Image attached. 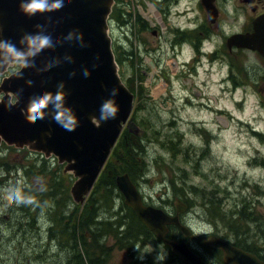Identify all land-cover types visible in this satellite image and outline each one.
Masks as SVG:
<instances>
[{"label": "rangeland", "instance_id": "374dc122", "mask_svg": "<svg viewBox=\"0 0 264 264\" xmlns=\"http://www.w3.org/2000/svg\"><path fill=\"white\" fill-rule=\"evenodd\" d=\"M245 57L238 70H243V75L239 76L237 85L224 80L226 74L222 76L224 71L220 73L218 65L212 69L208 65L200 67L196 76L185 82L172 80L168 92L161 80H133L129 84L123 79L132 91L141 93L135 99V106L140 109L135 116L140 129L137 142L140 143L133 145L131 141L132 144L126 145L139 151L137 163L133 162L136 158L132 155L127 159L137 177L135 183L149 205L168 213L175 212L176 198L189 204L192 201L194 210L182 214V222L192 230V237L196 239L192 244L200 251H206L211 233L227 235L234 240L241 234V239L250 247H264V141L254 137L255 131L264 136V74H261L264 69L251 54H245ZM19 68L18 64L11 65L0 74V82ZM206 69L211 72H205ZM184 84L188 85L187 93L182 91ZM161 103L165 104V109L161 108ZM172 143L174 151L168 149ZM190 148L204 161L202 165L196 164L193 175L188 165ZM13 149L5 146L1 151L11 165L26 167L38 159L28 148ZM205 150L207 153L203 154ZM255 159L257 162H253ZM116 164L120 165L118 158ZM62 166L51 159L47 167L56 178L66 180L72 191L77 178ZM23 174L24 171L14 172L6 177V181L0 182V187L24 186ZM5 176L0 172V177ZM31 181L40 186L43 180L35 177ZM193 184L201 189L198 191L195 187L194 195L190 193ZM215 187L220 191L217 198L222 201L221 207L220 199L210 201ZM206 188L209 193L212 189L213 193L206 194ZM244 207H247L246 214L241 215ZM234 209L240 212L231 214ZM27 210L24 204L8 205L0 195V264H66L65 253L45 238L55 224L56 215L51 207L45 206L39 225L34 228L24 227L20 221L24 217L21 213ZM103 210L109 214L106 208ZM160 245L163 244L154 240L141 249L146 254L144 261L130 257V252L115 250L109 264H154L155 255L161 251ZM166 251L163 245L165 259L161 264H177Z\"/></svg>", "mask_w": 264, "mask_h": 264}, {"label": "water", "instance_id": "95a60500", "mask_svg": "<svg viewBox=\"0 0 264 264\" xmlns=\"http://www.w3.org/2000/svg\"><path fill=\"white\" fill-rule=\"evenodd\" d=\"M20 0H0V39L11 40L17 47L25 33H35L36 24H45L50 18L54 27L49 26L55 47L44 50L35 64L43 68L49 61L59 58L61 64L46 72L37 69L20 70L4 77L0 82V145L14 146L19 149L28 147L32 151L54 156L60 164H67L66 171L72 173L77 181L72 187V196L83 204L92 192L102 170L119 141L124 129L131 135L136 144L140 129L131 118L134 111V94L126 87L118 75L117 64L109 36L108 18L113 0H64V7L56 12L37 15L29 18L19 10ZM59 21V23H57ZM257 33L254 35H234L229 45L258 50L264 56V20L256 23ZM74 30L83 35L88 47L80 46L79 41H66V37ZM242 42V43H241ZM72 56L73 62L64 60ZM99 56V60L96 57ZM98 64V67H93ZM10 66V65H9ZM7 66V68H9ZM0 70V74L6 72ZM87 68L90 76L85 77L83 70ZM23 73V79L18 78ZM76 72L75 77L70 73ZM32 80V87L26 81ZM60 82L65 83L66 106L71 107L77 117L75 131L69 132L57 123L46 118L32 124L26 119L24 109L29 97L45 91L55 92ZM118 89L116 97L110 96L111 89ZM23 89L20 101L9 110L6 102L9 92ZM115 99L118 108L115 119L106 122H92V117L99 118L100 106L106 99ZM51 133V135H49ZM109 177L113 172L109 171ZM116 185L124 203L130 207L144 226L155 237L169 247L170 251L185 264H206L195 254L187 241L170 240L169 226H176L186 239L190 230L180 221V214L187 211L186 204L175 202L176 215L171 216L163 209L145 205L137 186L128 174L116 177ZM224 252L228 264H264L257 256L249 254L229 243L214 238L211 243Z\"/></svg>", "mask_w": 264, "mask_h": 264}, {"label": "flooded vegetation", "instance_id": "af4514ba", "mask_svg": "<svg viewBox=\"0 0 264 264\" xmlns=\"http://www.w3.org/2000/svg\"><path fill=\"white\" fill-rule=\"evenodd\" d=\"M262 19L264 20V0H113L108 24L120 78L127 80L129 84L133 80H161L166 87L165 92H168L172 88V80L185 82L193 79L200 67L205 65L210 69L218 65L220 73L224 71L222 76L226 74L224 80L237 85L239 76L243 75V70H238L245 54L254 56L264 69V56L258 50L229 45V39L234 35H254L257 29L261 30L256 23ZM205 72L211 71L206 69ZM261 74H264V70ZM187 86L183 85L182 91H186L185 93L188 92ZM186 101L189 102V99ZM187 102L185 106L188 105ZM262 103L264 104L263 101ZM164 105L161 103L162 109H165ZM254 137L264 141V136L256 131ZM206 153L207 150L203 152ZM188 155L189 171L193 175L197 170L196 164L202 165L204 161L191 148ZM253 162H257V159ZM262 165L264 167V160ZM212 185L210 182L209 186ZM195 187L197 186L193 184L190 192L193 195ZM197 190H201L200 187ZM205 190L206 194L214 192L211 202L220 199L217 198V193H220L217 187L213 192L210 189V193L207 188ZM219 203L221 207V199ZM192 206L191 201L190 210H194ZM246 208L242 209L241 215ZM238 212L240 211L234 209L231 214ZM212 213L211 211L210 216ZM174 214L175 212L171 215ZM173 230L174 238L181 242L178 237L179 229ZM240 236L243 235L238 234L234 240L227 235L211 233L205 245L206 251H200L192 244L196 239L192 237L191 230L187 243L206 264H228L224 252L211 244L214 238L253 254L264 262V247H250ZM129 255L136 259L138 252L134 250ZM168 256L174 258L177 264H185L178 257L171 254Z\"/></svg>", "mask_w": 264, "mask_h": 264}, {"label": "trees", "instance_id": "16d2710c", "mask_svg": "<svg viewBox=\"0 0 264 264\" xmlns=\"http://www.w3.org/2000/svg\"><path fill=\"white\" fill-rule=\"evenodd\" d=\"M127 87L130 89L128 85ZM130 91L136 97L141 95L139 91L131 89ZM139 110L136 106L133 113L134 121ZM127 143L132 144L129 133L125 131L114 148L105 171L83 206L77 204L72 198L71 187H67L66 180L56 178L55 173L48 169L50 159L30 151L31 155L38 158L33 164L26 167L11 165L5 161L6 157L2 156L1 151L5 145L0 148V172L6 175L0 177V182L6 181V177L16 171H24L23 178L26 181L20 188L24 195L31 197V202L24 204L28 210L21 213L24 216L20 219L22 226L38 227L45 206L51 207V211L56 215L54 216L55 224L51 228L52 232L48 230L49 233L45 238L49 244H55L61 252L65 253L66 264H109L113 251L132 252L137 244L141 250L156 240L132 209L125 205L124 198L116 186L115 178L121 174H128L136 185L137 177L133 174L127 159L132 155L136 158L133 162L137 163L139 151L135 147H126ZM180 145L179 140L178 146ZM174 146L172 143V147L168 149L174 151ZM116 158L120 160V165H115ZM57 169L61 170L60 167ZM110 170L114 173L112 177L108 176ZM35 177L43 180L40 186L31 181ZM185 203L189 205L186 200ZM103 208L108 210V215L104 213ZM32 209L35 210L34 213ZM244 214H246L245 211L242 215Z\"/></svg>", "mask_w": 264, "mask_h": 264}, {"label": "clouds", "instance_id": "9594fccd", "mask_svg": "<svg viewBox=\"0 0 264 264\" xmlns=\"http://www.w3.org/2000/svg\"><path fill=\"white\" fill-rule=\"evenodd\" d=\"M64 0H20L19 10L22 14L28 16L29 18L35 17L37 15L44 16L45 14H50L61 10L64 7ZM59 23V21H57ZM49 26L54 27L53 22L49 18L45 24H36L35 33H25L19 43L22 47H17L16 43L11 40L0 39V70H4L7 66L11 64H18L25 69H37V72H46L49 69L59 66L61 60L59 58L54 61H49L44 65L43 68H37L35 64L36 58L41 55V53L46 49H53L55 47V42L51 34H49ZM66 41H79L80 46L83 48L88 47L84 43V38L82 34L78 33V30H74L64 37ZM99 60V56L96 57ZM65 61L73 62L72 56H65ZM95 64L93 67H98ZM76 72L70 73L71 77L76 76ZM83 75L89 77L90 73L87 68L83 70ZM19 79H23V73L18 74ZM28 87H32L33 81H26ZM65 83L60 82L57 86L55 92L45 91L39 95H33L29 97L24 113L26 119L34 124L37 120H43L46 118H51L52 121L57 123L66 131H75L77 125V117L74 110L71 107L66 106L65 97L69 95L65 91ZM23 94V89H19L17 92H9L8 96L10 99L6 102V107L11 110L12 106L20 101ZM118 95V89L113 88L110 91L111 97H116ZM118 108L116 106L115 99H106L100 106L99 118L92 117V122L97 123V121H108L110 119H115L117 115ZM51 135V133H49ZM0 195L7 202L8 205H22L31 202V197L23 194L22 189L16 185H8L0 187ZM135 250L138 252L137 259L144 261L146 254L140 251V246L137 244ZM161 251L157 252L154 257V264H161L165 259V253L163 252V245H160Z\"/></svg>", "mask_w": 264, "mask_h": 264}]
</instances>
